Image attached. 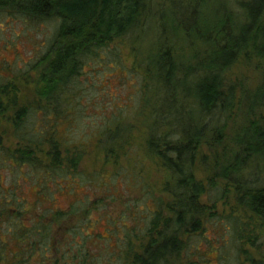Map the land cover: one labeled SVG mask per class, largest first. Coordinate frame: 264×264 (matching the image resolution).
Listing matches in <instances>:
<instances>
[{
  "label": "trees",
  "instance_id": "1",
  "mask_svg": "<svg viewBox=\"0 0 264 264\" xmlns=\"http://www.w3.org/2000/svg\"><path fill=\"white\" fill-rule=\"evenodd\" d=\"M155 4L0 0V15L50 26L25 71L0 75V120L14 144L4 146L0 137V264H198L194 242L221 218L230 240L210 251L228 264H255L250 247L264 264V76L253 88L228 79L239 59L264 61V0L237 2L238 11L218 4L212 19L204 1L182 0L169 29L165 1ZM192 17L193 28L183 31ZM152 29L156 36L148 39ZM125 44L141 76L133 94L141 106L86 129L82 79L92 64L119 60ZM30 74L34 94L23 100L15 81ZM136 122L147 155L167 175V198L144 195L142 209L127 202L119 215L108 213L111 195L92 201L84 194L67 209L55 207V194L77 196L83 183L109 186L119 177V169L109 179L104 171L85 175L81 164L93 151L120 150ZM3 170L14 176L6 186ZM27 181L32 203L21 190ZM229 201V212L219 209ZM102 222L106 236L93 232Z\"/></svg>",
  "mask_w": 264,
  "mask_h": 264
},
{
  "label": "rangeland",
  "instance_id": "2",
  "mask_svg": "<svg viewBox=\"0 0 264 264\" xmlns=\"http://www.w3.org/2000/svg\"><path fill=\"white\" fill-rule=\"evenodd\" d=\"M158 1L149 0V3L154 6ZM164 1L166 17L163 25L169 29L174 12L179 11L182 0ZM202 1H204L206 16L212 19L218 4L226 3L230 10L235 8L238 11L236 9L237 2H246L248 0ZM186 12L188 14L190 10ZM195 22L196 17L195 20L192 17L187 24L183 25V31H190ZM49 33L50 26L48 24L31 25L22 20H13L5 15H0V75L12 78L14 75L25 71L27 65L40 53V48L45 43ZM156 33V30L152 29L150 34H147V38H154ZM179 40L182 39L179 38ZM118 48L119 60L118 58L108 57L104 62H100L102 64L101 67L97 66L99 63L92 64V68L85 75L86 79H82L86 89L84 103L87 106V118L83 119L82 123L87 125L86 129L94 127L95 124L102 123V120L108 118L111 113H115L116 115L121 114L126 117L130 111L135 112L134 110L141 106V101L139 99L136 100L135 96L133 97L140 84L139 77H141L137 74L138 69L134 64V55L129 51L126 44L119 45ZM263 76L264 61H246L244 58H241L230 70L228 79L233 83L243 81L244 85L253 88L261 81ZM23 77L15 81V87L19 93L18 97L23 100L31 99L35 87L34 74ZM132 123H135V120ZM136 123L138 124L132 126L130 134L123 142L120 150L116 149V152L108 156L104 155V152L93 151L91 154L85 156L81 164L80 171H85V175L87 173L89 175L107 172L105 178L109 179L110 174L115 172V169H119V177L109 186H99L98 181L95 179L91 185L83 183L76 190L77 196L66 193L55 194V207L67 209L75 200L81 199L84 194H88L89 199L92 201L96 198L100 199L111 195L113 196V202L107 209L108 213L119 215V213L123 212V208L127 202H134L133 204L137 205L138 209H142L143 200L147 199L146 195H152L155 198L162 196L161 189L167 175L160 166V163L147 155L143 146V128L140 125L141 123ZM84 131L85 129L82 132ZM10 135V125L5 119H1L0 137L4 146L12 147L14 145ZM194 170L196 177L201 179L203 177L202 170L198 167ZM1 173L4 186L10 184L14 176L9 175V170H3ZM19 175L22 176L20 173ZM28 181L26 184L21 183V190L24 194L23 196L32 203L35 189ZM77 181L79 180L77 179ZM107 182L109 181L107 180ZM162 197L167 198L165 195ZM148 205L152 207V201H149ZM231 207H234V205L233 202L229 201L228 205L219 209L229 212ZM91 218L96 220L98 216L93 214ZM127 219L129 224H133L131 218ZM227 228L228 220L224 218L214 220L206 225L203 235L198 238L196 244L194 242L195 253L196 250L200 251L198 254H195V262H198V264L229 263H226L222 259L220 260L216 251H210V248L219 249L220 251L224 242L230 240ZM106 229V224L102 222L100 225L97 224L94 227L93 232L106 236ZM246 250L248 252L247 256L254 258V263L257 264V260L255 259L258 256L256 255L255 258L254 250L250 247L246 248ZM262 251L264 255V246H262ZM199 255L202 257H198ZM225 256L227 257L228 254ZM243 264L253 263L243 261Z\"/></svg>",
  "mask_w": 264,
  "mask_h": 264
}]
</instances>
